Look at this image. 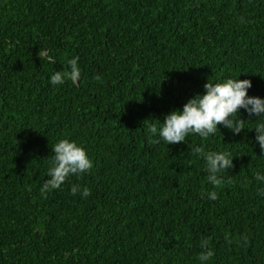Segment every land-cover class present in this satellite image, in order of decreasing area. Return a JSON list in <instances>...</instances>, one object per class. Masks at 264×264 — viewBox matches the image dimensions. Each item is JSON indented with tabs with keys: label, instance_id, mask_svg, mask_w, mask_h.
Here are the masks:
<instances>
[{
	"label": "trees",
	"instance_id": "trees-1",
	"mask_svg": "<svg viewBox=\"0 0 264 264\" xmlns=\"http://www.w3.org/2000/svg\"><path fill=\"white\" fill-rule=\"evenodd\" d=\"M75 57L79 81L52 85ZM229 78L264 99V0H0V264H201L202 240L206 264H264V116L240 109L246 129L207 140L147 133ZM63 138L94 167L44 198ZM194 146L231 153L218 187Z\"/></svg>",
	"mask_w": 264,
	"mask_h": 264
},
{
	"label": "clouds",
	"instance_id": "clouds-1",
	"mask_svg": "<svg viewBox=\"0 0 264 264\" xmlns=\"http://www.w3.org/2000/svg\"><path fill=\"white\" fill-rule=\"evenodd\" d=\"M37 55L41 61L46 59L49 63L55 62L50 55L40 49ZM78 59L79 57H75L67 61L68 70L52 74L51 84L54 86L63 85L66 79L76 84L81 75ZM94 79L100 81L101 77L97 75ZM203 87V94H197L190 98L183 105L182 110H173L165 115L159 127L156 125L147 126L150 143L159 144L161 141L167 145L184 143L190 134L207 140L210 135L216 133L219 125H223L234 134H240L242 130L246 129L245 120L240 117L234 118L240 109H244L250 118L264 116V99L248 95V89L252 87V83L248 79L229 78L216 83L208 80ZM252 130H255L256 142L259 144L261 152L264 153V123H258ZM51 150L52 155L47 170L49 179L45 180L40 188L44 198H47L46 194L52 190L60 189L70 176H81L90 172L94 167L87 151L69 138L59 139ZM191 151L203 159L208 182L214 187L221 185L224 182L221 174L233 167L231 153L206 151L203 146H194ZM255 179L258 182H264V175L257 172ZM70 191L72 195L80 193L84 198L91 195L90 189L85 187L81 191L78 184H73ZM260 194L264 195V189L260 191ZM207 197L210 200L218 199L216 191L208 192ZM225 239L228 243H232L228 234L225 235ZM241 242L246 244L247 237L244 236L236 241L238 245ZM208 245V240L201 241V251L197 256L201 264H206L214 255Z\"/></svg>",
	"mask_w": 264,
	"mask_h": 264
}]
</instances>
